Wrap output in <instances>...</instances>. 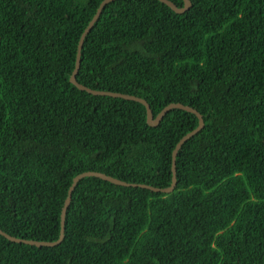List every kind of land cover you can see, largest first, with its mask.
I'll return each instance as SVG.
<instances>
[{
	"label": "trees",
	"instance_id": "1",
	"mask_svg": "<svg viewBox=\"0 0 264 264\" xmlns=\"http://www.w3.org/2000/svg\"><path fill=\"white\" fill-rule=\"evenodd\" d=\"M104 0H0V229L55 242L73 180L99 172L169 188L199 126L156 127L135 101L70 82ZM183 7V0H170ZM115 0L87 34L77 81L197 110L168 194L81 179L55 247L0 235V264H264V0Z\"/></svg>",
	"mask_w": 264,
	"mask_h": 264
},
{
	"label": "water",
	"instance_id": "2",
	"mask_svg": "<svg viewBox=\"0 0 264 264\" xmlns=\"http://www.w3.org/2000/svg\"><path fill=\"white\" fill-rule=\"evenodd\" d=\"M113 1H115V0H104L100 4L95 16L93 17V19L89 23L88 27L83 32L81 39L79 41V44H78L75 69L71 75L70 82L73 85H75L78 89H80L81 91H86L89 94H92L95 96H110V97H114V98H122V99L129 100V101H135V102H139V103L143 104L147 110V123L151 127L158 126L161 123V121L163 120V118L167 115V113L169 111H171L172 109H181V110L190 112L192 114H195L199 119V126L194 131H192L189 134H187L186 136H184L179 141L175 150L173 151V166H172L173 180H172V185L169 188L161 189V188H155V187L144 185V184L127 183V182L121 181L119 179H116L112 176H108V175H105V174L99 173V172L90 171V172L82 173V174H80L74 178L73 183H72V185L68 191V196L65 200V204H64V207H63V210L61 213V230H60L59 239L57 241H55V242H39V241H34V240L19 239V238H16V237H13V236L7 234L6 232H4L3 230L0 229V235L4 236L6 239H8L11 242L23 243V244H27V245L36 246V247H55V246L60 245L63 242L64 236H65V219H66L67 210H68L70 203H71V200H72V194H73L78 182L85 177H97V178H100L102 180H105V181H108V182H111V183H114L118 186H123V187H140L143 189L151 190L153 192H161L164 194L171 193L175 189L176 184H177V182H176L177 181V179H176V159H177V155H178L179 150L182 148V146L189 139H191L193 136H195L197 133H199L204 128L205 123H204V119H203L202 115L197 110H195L194 108H192L190 106H185L181 103H173V104H170L167 107H165L161 111V113L157 116V118H154V115H153V112L151 110L149 103L142 98H139L136 96H131V95H126V94H121V93H115V92L92 90L91 88H88V87L80 84L77 81V75H78L80 67H81V52L83 49L85 38H86L87 34L93 28L94 24L99 19L104 7ZM159 1L166 4L168 7H170L177 14H183V13L187 12L190 9V7L192 6L190 0H183V2H184L183 7H178L174 2H172L170 0H159Z\"/></svg>",
	"mask_w": 264,
	"mask_h": 264
}]
</instances>
